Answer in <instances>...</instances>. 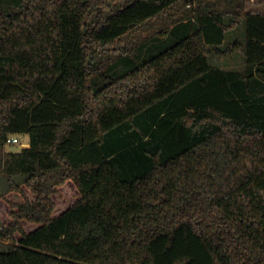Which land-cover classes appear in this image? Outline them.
Listing matches in <instances>:
<instances>
[{"label": "trees", "instance_id": "trees-1", "mask_svg": "<svg viewBox=\"0 0 264 264\" xmlns=\"http://www.w3.org/2000/svg\"><path fill=\"white\" fill-rule=\"evenodd\" d=\"M0 175V264H264V11L0 0Z\"/></svg>", "mask_w": 264, "mask_h": 264}, {"label": "rangeland", "instance_id": "rangeland-1", "mask_svg": "<svg viewBox=\"0 0 264 264\" xmlns=\"http://www.w3.org/2000/svg\"><path fill=\"white\" fill-rule=\"evenodd\" d=\"M246 8L251 10H261L264 11V0H246ZM243 29V26H238L227 33V39H232L233 37H240V33ZM143 34V33H142ZM211 64L220 66L226 69H241L243 66V59L239 52H233L232 54H224L222 56H212L209 60ZM12 137L14 141H10L5 144L4 149L8 151H18L22 145L23 141H28L29 136L25 134H13ZM20 176H14L15 180H19ZM6 180L0 175V191L6 189ZM64 192L67 190L64 188ZM6 240H0V247L4 248L6 246Z\"/></svg>", "mask_w": 264, "mask_h": 264}, {"label": "crops", "instance_id": "crops-1", "mask_svg": "<svg viewBox=\"0 0 264 264\" xmlns=\"http://www.w3.org/2000/svg\"><path fill=\"white\" fill-rule=\"evenodd\" d=\"M22 145L27 146V145H28V141H23V142H22Z\"/></svg>", "mask_w": 264, "mask_h": 264}, {"label": "built area", "instance_id": "built-area-1", "mask_svg": "<svg viewBox=\"0 0 264 264\" xmlns=\"http://www.w3.org/2000/svg\"><path fill=\"white\" fill-rule=\"evenodd\" d=\"M15 139L14 138H11V141H14Z\"/></svg>", "mask_w": 264, "mask_h": 264}]
</instances>
